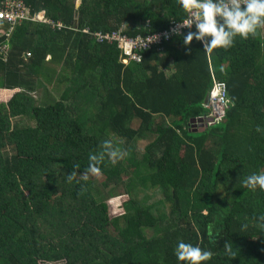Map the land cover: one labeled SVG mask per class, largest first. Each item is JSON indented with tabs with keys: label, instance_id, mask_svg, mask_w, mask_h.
<instances>
[{
	"label": "trees",
	"instance_id": "obj_1",
	"mask_svg": "<svg viewBox=\"0 0 264 264\" xmlns=\"http://www.w3.org/2000/svg\"><path fill=\"white\" fill-rule=\"evenodd\" d=\"M22 1L50 23H17L0 54V264H180V240L203 264H264V191L241 183L264 172V28L211 53L172 33L124 63L93 34L169 30L176 0ZM213 79L229 103L208 124ZM104 140L126 155L100 166V196L86 169Z\"/></svg>",
	"mask_w": 264,
	"mask_h": 264
},
{
	"label": "clouds",
	"instance_id": "obj_2",
	"mask_svg": "<svg viewBox=\"0 0 264 264\" xmlns=\"http://www.w3.org/2000/svg\"><path fill=\"white\" fill-rule=\"evenodd\" d=\"M177 6L184 15L170 31L182 36V43L190 49L192 42H200L202 49L211 53L217 48L227 49L233 46L237 37L247 39L255 35L257 30L264 28V0H176ZM187 29L184 33L181 30ZM261 133V126L255 127ZM126 155L111 140H104L101 150L89 156L86 173L93 175L101 172V165L107 161L115 165ZM73 165V168H78ZM89 177L85 175L83 180ZM74 173L67 174V180L72 181ZM244 187L255 191H264V172L252 173L242 182ZM258 222L264 221V213L258 215ZM224 251L234 256L231 247L224 245ZM174 255L180 264H203L212 258V252L204 250L199 244L177 242Z\"/></svg>",
	"mask_w": 264,
	"mask_h": 264
},
{
	"label": "built area",
	"instance_id": "obj_3",
	"mask_svg": "<svg viewBox=\"0 0 264 264\" xmlns=\"http://www.w3.org/2000/svg\"><path fill=\"white\" fill-rule=\"evenodd\" d=\"M26 20L50 23L48 18L45 17L44 12H39L36 15L29 14L22 0H4L3 3L0 4V22L9 25L8 29L3 34L0 33V36L5 35V42L0 43V54L4 60L7 58V38L10 36L13 27L17 23ZM175 24L176 23L172 24L169 30L151 32L143 36L137 35L135 37H130L123 34L121 30L106 34L96 32L93 35H95L97 41L115 43L120 50L121 60L124 63H128L130 60H141L140 50L157 46L167 40L172 34L170 30L175 27ZM58 26H60V24H58ZM87 31L88 30H85L84 32ZM207 102L210 109L208 124L222 121L229 103L224 82L213 79L212 86L207 94Z\"/></svg>",
	"mask_w": 264,
	"mask_h": 264
},
{
	"label": "rangeland",
	"instance_id": "obj_4",
	"mask_svg": "<svg viewBox=\"0 0 264 264\" xmlns=\"http://www.w3.org/2000/svg\"><path fill=\"white\" fill-rule=\"evenodd\" d=\"M81 92H84V91H81ZM84 103H87V99L85 98V96H81V97H78V99H77V104H78V107H77V109H79V110H82L83 109V106L85 105ZM83 105V106H82ZM15 122H17L18 124H24V123H27V121L28 120H26L25 118H24V120L22 121V120H20L19 118H14L13 119ZM28 123H30V124H33V121H29ZM199 129H202V126H199L198 127ZM145 144V142L144 141H141V142H139V141H137V143H135V146H136V149L137 150H139V149H141L142 147H143V145ZM96 182L98 183V189L100 190L99 191V194H100V196L102 195V193H103V191H104V189H103V187L101 186V184H100V181H101V179L103 178V176L101 175V174H96ZM158 196H159V194H157ZM123 198V197H122ZM113 201V199H106V202L108 203V202H112ZM113 204H114V202H113ZM55 234V233H54ZM53 234V235H54Z\"/></svg>",
	"mask_w": 264,
	"mask_h": 264
},
{
	"label": "crops",
	"instance_id": "obj_5",
	"mask_svg": "<svg viewBox=\"0 0 264 264\" xmlns=\"http://www.w3.org/2000/svg\"><path fill=\"white\" fill-rule=\"evenodd\" d=\"M8 49H9V46H8ZM8 51V50H7ZM30 56V52H26L25 54H24V59H26V58H28ZM49 58H50V56L48 55L47 57H46V60H49ZM7 59V58H6ZM4 60V59H3ZM64 64V62H63V60H62V62H60V65H56V64H54V63H49V64H46V66H45V68H60L59 66H61V65H63Z\"/></svg>",
	"mask_w": 264,
	"mask_h": 264
},
{
	"label": "water",
	"instance_id": "obj_6",
	"mask_svg": "<svg viewBox=\"0 0 264 264\" xmlns=\"http://www.w3.org/2000/svg\"><path fill=\"white\" fill-rule=\"evenodd\" d=\"M204 101L207 102V95L204 98ZM202 119H200L199 121H201Z\"/></svg>",
	"mask_w": 264,
	"mask_h": 264
}]
</instances>
